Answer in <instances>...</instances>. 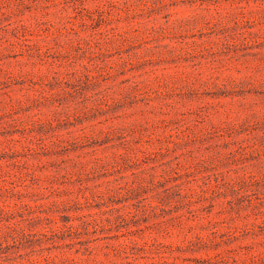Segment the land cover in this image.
Returning a JSON list of instances; mask_svg holds the SVG:
<instances>
[{
	"label": "rangeland",
	"instance_id": "1",
	"mask_svg": "<svg viewBox=\"0 0 264 264\" xmlns=\"http://www.w3.org/2000/svg\"><path fill=\"white\" fill-rule=\"evenodd\" d=\"M0 264H264V0H0Z\"/></svg>",
	"mask_w": 264,
	"mask_h": 264
}]
</instances>
